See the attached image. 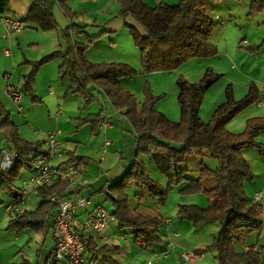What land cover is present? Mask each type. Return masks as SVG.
<instances>
[{
	"label": "trees",
	"instance_id": "1",
	"mask_svg": "<svg viewBox=\"0 0 264 264\" xmlns=\"http://www.w3.org/2000/svg\"><path fill=\"white\" fill-rule=\"evenodd\" d=\"M69 1L32 0L28 14L14 19L43 31H57L59 24L55 17L56 8H60L71 20L75 17ZM204 1L178 0L174 5L160 2L158 6H150L144 0H118L117 16L125 20V25L140 50L146 75L172 72L191 59H207L217 54L218 50L211 38L218 23L211 14L203 11ZM262 12L264 0H254L249 14ZM12 15L9 0H0V17L12 18ZM84 29L72 23L64 30L67 50H57L31 63L33 69L24 77L22 91L24 95L31 97L33 103H41L34 90L36 76L44 65L60 60L62 64L59 74L61 82L67 86L66 98L81 96L88 105L95 99V93L100 91L111 106L129 121L138 137L136 157L123 175L102 191L111 200L112 214L119 227L129 229L135 243L142 249L148 250L159 245L162 243L159 235L164 219L161 216L143 215L131 209L128 190L131 187L137 188L139 193L146 190L151 198L159 200L161 207H165L173 187L188 181L183 193H203L201 180L204 177H216L217 186L205 192L209 200L208 208L180 206L177 219L191 222L195 229L206 223L220 224V230L209 247L217 252L220 264H260L264 256V241L242 252L237 251L236 245L243 243L249 234L261 232L264 225L261 217L263 206L251 203L245 191V183L254 180V173L242 154L244 149H253L264 157V144L257 141L264 131V115L248 120L245 131L241 134H234L227 129L233 119L259 99L256 86H251L249 94L241 100H235L232 87H228L226 102L217 108L209 122H204L200 117L202 102L207 91L221 75L208 69L198 83H191L180 77L177 86L181 120L173 123L157 110L162 97L154 96L148 83L141 105L134 94L122 87L123 80L137 75L132 66L125 63H90L85 59L86 51L98 37L85 35L86 43H78L74 37L84 34ZM263 48L264 40L258 46L247 47L246 51L257 54ZM104 118L102 112L73 121L77 128L90 125L92 131L96 132ZM1 134L8 141L10 153L18 155L10 168L3 169L2 161L8 153L0 152V194L6 191L14 201L19 195V188H15L12 181L18 179L24 170L31 172L33 160L46 154V149L40 141L30 142L21 137L18 126L11 121L10 114L0 100ZM194 154L200 158L208 156L218 160V170L210 171L202 167L200 177L189 181L184 163ZM143 155L152 156L156 161L160 171L168 179L166 187L150 177L141 159ZM87 162V158L70 152L67 165L85 166ZM68 186L69 183H60L36 189L35 192L41 197L38 208L35 211L22 208L19 212L7 213L10 218L8 229L17 232L33 230L46 237L54 227L57 206L51 201V195L60 190L61 199L72 198L74 193L68 191ZM2 204L0 202V207ZM84 243L96 259L101 258L106 264H120L106 256L114 251L113 247L97 249L92 241L84 240ZM23 264L30 263L25 261ZM46 264H58L55 250Z\"/></svg>",
	"mask_w": 264,
	"mask_h": 264
},
{
	"label": "crops",
	"instance_id": "2",
	"mask_svg": "<svg viewBox=\"0 0 264 264\" xmlns=\"http://www.w3.org/2000/svg\"><path fill=\"white\" fill-rule=\"evenodd\" d=\"M144 1L149 5H153L155 0ZM157 1L159 3L166 2L165 0ZM253 1L254 0H252L251 3ZM9 3L11 11L13 12V15L11 17L22 18L28 14L31 8L32 0H9ZM68 4L71 11L75 14L74 19L71 20L69 17H67L60 8L55 9V17L57 18L56 20H58L57 22H59V29L62 30V32L69 28L72 23H75L85 28L84 34L76 35L74 37L75 41H77L78 43H86L85 35L97 36L99 39L102 36L103 31L107 32L108 36H112L113 33L117 31H125L127 29L125 27V20L117 16L119 10L118 0H70ZM4 19L5 17H0V23L4 24ZM61 19L62 23H60ZM213 19L216 21L215 17H213ZM216 22L218 23V21ZM256 27L258 28V31H262V36H264V21L259 22ZM221 31H223L224 34H221ZM230 33L231 32L225 27L223 28V30H217L215 28L211 38V42L219 49L224 48L226 52H228V49H236L235 44L239 40V35L237 34V32H233L235 33V41H233L231 47L228 48ZM23 35L27 38L26 33H23ZM217 35H219L218 44L215 43V38L217 37ZM104 36L105 35H103L99 40H102ZM98 39L94 42V44L90 45V47L85 53V59L90 63H102L101 60L98 61L97 59H95L96 54L92 52V49L94 48V52H103L101 50L104 49V47L99 46V42H97L99 41ZM29 40H32L35 42V44H38V41L33 39L31 36ZM263 40L264 37L262 41ZM240 42H243L242 46L238 45V49L240 50H246L247 47L256 46L254 43L256 41H249L246 35L243 39L240 40ZM115 45L110 46V48L112 50H115ZM53 46L54 48H58L63 52H65L68 48V45H66L64 40L60 37H58L57 41L54 42ZM7 52L8 54L5 53V55L9 56L10 52ZM263 52L264 48L257 54H250L247 51H243V53H245V55L249 58V64L247 65L248 70H259L263 72V70H261L263 66L260 65L259 67H256V64H252L255 61H253L252 58L261 55V53ZM61 64L62 62H60V66ZM241 74L245 75V77H249V73H245V70H242ZM230 76L227 78V80L225 79L223 82H221V84L218 83L216 87L210 89L206 97H204L200 109V117L204 122H209L217 108L221 104L226 102L228 89L227 86L232 87V93L235 100H241L245 98L250 92V87L253 85L256 86L260 95L261 89L264 86V82H262L264 81V78L249 77L250 81H247L246 83H241L239 81H236L234 77L231 78ZM41 80L42 78L40 80L38 78L37 87H39L38 82H40ZM21 81L22 80H20V84ZM124 82L125 81L123 80L122 87ZM260 82L262 83V85L258 87V83ZM52 85L53 83L48 85L47 82V86H45V88H43L42 90H39V88L35 89L36 86H34L36 95L42 101L41 103H43L45 99L43 100L39 96V92H46L49 95L47 96L51 97V99L53 100V104L51 103V108H55L54 99L49 94L52 93L55 95L56 99L58 100V103L59 98L61 97V102L63 105H73V112L74 109H76L78 112L81 111V113L77 112L74 113L75 115L72 116H65V113L60 110V103L56 105L58 110L56 114L57 117L55 120V125L59 127V125L62 124V127L64 128V130L60 131L59 135V141L62 144V157L60 158H66L57 166L67 165L70 152H75L77 156L85 157L88 159L87 164L84 166V176L85 179L89 181L88 184L84 185L82 181L69 183L68 191L74 193V195L71 196L72 198L78 196L85 197V194H89V198L91 200L89 208H91H88V210L94 209L99 206L109 210L103 204L106 199H109L108 196H106V193L105 199H98L95 204L92 203V197L104 193L102 191L106 190L117 178L122 176L125 169L130 165L131 162H133L137 154V134L133 130V127L131 126L129 121L126 120V118H124L123 116H121V113L111 106L104 94L100 91H97V93H95V98H97L96 95L99 94L106 101L108 109L105 110V108H102L100 112L104 113L105 120L100 124L96 132L92 131L90 125L77 128V125L74 123L73 120L84 118L89 115H83L84 110H81L82 107L80 108L81 104L83 103L82 100H80V102H78L77 100H70L69 102H67V100L63 101L62 97H64V92L66 91L67 86H61L63 88H58L56 95ZM18 86L20 87L22 85ZM7 89H9V87ZM47 90L49 93L47 92ZM125 90L128 91V89ZM84 101L86 102L85 99ZM254 107H256V105L251 106L250 108L239 114L228 124L227 129L234 134L243 133L245 131L246 123L248 120L253 118H261L264 115V109L259 111L256 110V108L254 109ZM257 108L260 109L259 107ZM158 109L160 113L163 114L169 121L173 123L180 122V113L178 110L175 109L173 111H170L169 108V110L164 108V105L160 108L158 107ZM74 140L78 146L75 149H72L69 147V144L70 142L72 143ZM80 141L85 142L86 145L80 144ZM107 141H110V144L108 146H106ZM257 141L264 144V131L260 134V137L257 139ZM252 151L253 150L250 149H244L242 151L244 158L248 161L251 170L254 173V180L247 181L245 183V191L247 192V194L252 196V198L249 197L251 203H257L259 205L263 203L264 205V157L259 156L256 151ZM141 159L144 161L150 177L154 181L158 182L161 186L166 187L168 185V179L162 174L153 157L143 155L141 156ZM184 167L188 171L187 178L190 181L196 180L200 177V170L202 169V167L210 171L218 170L219 162L218 160L208 156L200 158L199 155L194 154L186 159ZM250 183L254 184L253 189L248 188ZM187 186L188 181L179 186L173 187L169 194L165 207H161L159 204V200L151 198L146 190H142L140 191V193L135 187H131L128 190L129 205L131 209L143 215L161 216L164 219V223L160 227L159 235L162 243L154 246L151 249L145 250L140 248L135 243L133 237L130 235L129 229H121L116 220L110 222L108 227L103 232H94L92 230L82 231L81 236L84 237V240L86 241H92L96 245L97 249H100L104 246L113 247L114 251L112 253L106 254V256L115 259L120 264H220L217 252L208 251L210 244L212 243L214 237L217 236L220 230V224L217 223V227L214 224L206 223L200 229L195 230L189 222L179 220L175 217L180 206H197L202 209L208 208L209 204L207 197L205 196V192H208L217 186V178L204 177L201 180V187L203 193H183L182 190H184ZM256 194H260L261 196V200L259 202L254 201V196ZM92 205L94 207H92ZM109 211L112 213V209H110ZM85 215L86 210H80L78 212V219L80 221L84 220ZM210 224L211 226H209ZM207 227H209L210 229H208ZM52 230L53 229H51L50 231L51 233ZM20 241L21 239L19 237V233L13 239H0V259H2V256L4 255L2 252L14 243L16 246L20 247L21 244L18 243ZM260 243L261 242H257L256 244ZM250 246L252 245H245L243 251ZM44 247L39 251V257L37 260L38 264H46L52 252H54L55 250V245L53 244L51 245V247L44 244ZM192 250L194 252L204 253V258L194 263L185 262L183 260V254ZM237 251L242 252L238 249ZM88 255L89 258L87 259ZM85 258L87 264H100V261L103 264H106L101 258L96 259V257L93 256V253L89 251L87 246ZM15 260L16 258L14 257L12 263ZM8 262L10 261L8 260L7 263ZM0 264L4 263L0 261ZM260 264H264V256L262 257V261Z\"/></svg>",
	"mask_w": 264,
	"mask_h": 264
},
{
	"label": "rangeland",
	"instance_id": "3",
	"mask_svg": "<svg viewBox=\"0 0 264 264\" xmlns=\"http://www.w3.org/2000/svg\"><path fill=\"white\" fill-rule=\"evenodd\" d=\"M165 1V3L171 5H174L176 1L178 3V0ZM251 1L252 0H205V4L202 5V9L203 11H207L206 13L211 14V16L215 17L216 21H218L216 29L223 30V28L225 27L231 32L229 34L230 40L228 42V48H230L231 44H233V41H235V33L237 32V34L239 35V40L235 44L236 49H228V52H226L224 48L219 49L216 46L218 52L215 56L207 59H191L179 69L172 72H156L146 75L144 73L143 65L141 63L140 50L136 47L133 38L131 37L129 30L126 26L125 27L127 29L125 31H117L113 33L112 36L110 34V36H108L107 32L103 31L102 36L105 35L104 38H102V40H99L102 37L101 36L98 39L99 41H97L99 42V46L104 47V49H100L103 52H94L95 48L92 49V52L96 54L95 59H97L98 61L101 60L102 62L106 63H125L132 66L137 71V75L131 79L124 80L125 82L123 83V87L125 89H128V91L132 94H134L138 103L141 105L144 101V89L148 83L150 85L152 94L156 97H162L160 98L157 104V110L159 111L158 107L160 108L163 105L164 108H169L170 111L176 109L180 113L181 120L180 105L178 102L177 95V80L180 77H183L190 82L192 81L191 83H198V81L204 75L205 71L208 69H212L215 74L221 75V78L210 89L216 87L218 83L221 84V82H223L225 79L227 80L230 75L231 78L234 77L236 81H239L241 83H246L247 81H250L249 77L264 78V52L261 53V55L252 58L253 61L255 60L252 64H256V67H259L260 65L263 66V68L261 69L263 70V72L259 70L252 71L247 69V65L249 64V58L245 55V53H243V51L246 52V50L238 49V45L242 46L243 42L241 43L240 40L243 39L245 35L247 36V39L249 41H256L254 42L256 46L261 44L262 39L264 37L262 36V31H258V28L256 27L259 22L264 21V12L250 15L249 6H251ZM158 5L159 2L155 0L154 4L150 6ZM60 21V23H62V19ZM23 26V30L20 33H16L9 31L4 24L0 23V100L4 109L10 114L11 121L18 126L21 137L30 142L40 141L41 143H43L44 148L46 149L45 141L47 140V133L58 130H64L62 124H60L59 127L55 125V120L57 117L56 114L58 110L56 105L60 103V110L65 113V116L75 115L74 113H77L78 111L76 109H74V112L72 111L74 108L73 105H63L61 102V97L59 98L58 103V100L56 99L55 95L49 93L47 90L50 96H52V98L54 99L55 108H51V103L53 104V100L51 99V97H48L49 95L46 92H39V96L43 100L45 99L43 103H33L29 95H24L20 104V106L23 108V112L21 113L18 109V105H16L9 97L7 93V88H22V86L19 87L18 85H22L24 77L30 74V72L32 71L33 66L31 63L39 61L45 56H48L57 50L60 51V49L54 48L53 46L54 42L57 41L58 37L63 39L65 43L66 41L64 39L63 32L60 29H58L57 31H43L42 29L34 28L32 26L26 27L27 25L25 24H23ZM23 33H26L27 38L23 35ZM222 33L224 34L223 31H221V34ZM30 36L36 41H38V44H35L34 41L29 40ZM218 38L219 35H217V37L215 38V43L217 44L219 41ZM112 45H115V50H112L110 48V46ZM5 50L10 52L9 56L5 55ZM60 62V60H55L44 65L41 68V70L36 76L37 80L34 84V86H36L35 89L39 88V90H42L43 88H45V86H47V82L48 85L53 83L52 86L57 95L58 88L64 87L59 74ZM242 70H245V73H249V77H245V75H242ZM38 78L39 80L42 78V80L38 82L39 87H37ZM20 80H22L21 84ZM261 85V82L258 83V87H260ZM228 87L229 86H227V88ZM208 91L205 94V97L208 94ZM96 96L97 98H95V100L90 102L88 105H86L84 98L81 96H73L66 98L65 92V99L64 97H62V100H67V102H69L70 100H77L78 102H80V100H82L83 103L81 104L80 108L82 107L81 110H84L83 115H98L101 112L102 108H105L106 110L108 109V107L103 97H101L99 94ZM255 108L259 111L263 110L262 108L258 109L257 106L254 107V109ZM78 113H81V111ZM80 144L86 145L85 142L81 141ZM77 146L78 145L75 143V140L72 143L70 142L69 144V147L72 149H75ZM0 152L10 153L9 144L4 134L0 135ZM252 152H255V150H253ZM56 158L57 159H53V164L56 166L59 165V163H61L64 159H66L65 157ZM30 175V171L24 170L18 179L12 181L13 186L15 188H20L22 186L23 181L28 180L30 178ZM248 188L253 189L254 184L250 183ZM247 196L252 198V196L249 194H247ZM85 197H89V194H85ZM98 199L104 200L105 193L99 194L98 196H93L92 203L95 204ZM12 201L13 197L8 192H1L0 202H3V204L0 207V239H13L19 233L21 241L18 243L21 244V246L18 247L14 243L13 245L5 249L2 252L4 255L2 256V259H0V261L4 264H14L17 262V264H23L26 260H29L28 262L30 264H38V254L39 251L44 247V244L49 247H51L52 244L55 245L53 234L50 232L45 237L43 236V234L37 233L33 230L17 232L16 230L8 229L10 218L6 212V206L12 203ZM40 202L41 197L34 192L31 194L29 201L26 203L23 209L28 211H35L38 208ZM103 204L109 210L112 209L110 199H106ZM261 204L264 208L263 203ZM92 207L94 206L92 205ZM261 217L264 221V211ZM189 223L193 226L191 222ZM211 224H214L218 227L216 222H213ZM211 224L209 226H211ZM207 228L210 229L209 227ZM263 241L264 225L261 232H253L246 237L243 243L237 244V249L239 251H243L245 245L249 244L254 246V244H256L257 242H261L260 244H262ZM208 251L213 250H210L208 248ZM14 257L16 258V260L12 263ZM88 258L89 255L87 256V259ZM8 260L10 262L7 263ZM99 263L103 264L101 261Z\"/></svg>",
	"mask_w": 264,
	"mask_h": 264
},
{
	"label": "built area",
	"instance_id": "4",
	"mask_svg": "<svg viewBox=\"0 0 264 264\" xmlns=\"http://www.w3.org/2000/svg\"><path fill=\"white\" fill-rule=\"evenodd\" d=\"M3 23L9 31L16 33H20L24 27L22 22L14 18H6ZM5 53L8 54L7 50ZM7 93L22 113L23 108L20 106L24 96L22 89L9 87ZM255 105L264 109V86ZM59 135L60 130L47 133L46 154L33 160L30 178L23 181L18 190V197L7 207V213L19 212L29 201L31 194L40 187L76 181H82L84 185L88 184L89 181L84 176V166L76 164L56 166L53 164L54 158L62 157V144L59 141ZM109 144L110 141H107L106 146ZM17 157L16 153L6 154L2 161L3 169L10 168ZM59 194L60 190H57L51 195V201L57 205L52 230L56 261L58 264H87L86 246L81 232L88 230L103 232L110 222L115 220V217L104 207L99 206L88 210L91 204L89 197L78 196L61 199ZM260 200V194H256L254 201ZM80 210H86L85 219L82 221L78 219ZM203 258L204 253L202 252L193 251L183 254L185 262L194 263Z\"/></svg>",
	"mask_w": 264,
	"mask_h": 264
}]
</instances>
